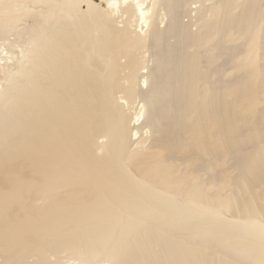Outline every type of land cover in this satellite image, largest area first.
<instances>
[{
    "label": "bare ground",
    "instance_id": "6f19581e",
    "mask_svg": "<svg viewBox=\"0 0 264 264\" xmlns=\"http://www.w3.org/2000/svg\"><path fill=\"white\" fill-rule=\"evenodd\" d=\"M51 1L59 6L45 8L46 14L49 10L55 13L46 30L42 20L40 23L28 11L36 8V0H0V67L12 83L8 90L16 88L17 79L27 80L22 122L35 141L26 155L2 167L0 264H15V257H19L18 264H36L43 252L33 250L28 236L31 225L20 227L19 222L7 218V209L19 206L24 222H31L26 204L34 186L41 188L42 199L73 185L101 190V196L81 203L76 210V220L100 223L99 230L91 234L112 224L118 227L131 213L147 214L143 217L176 220L173 224L188 229L196 238L206 236L204 264H243L237 255L255 262L257 255L264 257L260 253L264 249V140L257 142V132L239 135V150L233 152L237 162L228 166L237 175L229 183L223 165L233 163L224 162L220 154L208 153L210 137L206 134L209 126L222 134H234L245 118H216L211 108L206 118L198 113L190 117L199 105L193 97L201 90L206 91L205 99L212 107L228 112L223 99L232 97L214 93L227 90L229 94L249 85L239 87L240 82L231 80L224 84L202 71L201 42L217 7L221 9L218 22L242 34L245 26L254 24L253 1L239 5L238 0H91L95 12L91 17L82 11L86 0L74 1L81 6L77 11L63 0ZM29 18L34 24L28 23ZM11 26L16 31L9 29ZM260 33L257 29V38ZM260 68L257 60V70ZM233 77L239 79L240 75ZM33 84L39 87L36 94L30 91ZM223 125L228 129L222 130ZM191 126L206 135L200 145L192 144L191 150L209 154L200 157L202 162L194 167L195 184L175 189L172 195L160 186L162 178L154 176L147 184L148 178L138 169L149 161L146 156L159 149L157 165L167 168L159 156L184 144V132ZM235 140L232 138L231 144ZM214 160H221L220 165ZM200 166L206 173L212 171V176L204 179ZM211 182L213 190L206 191ZM145 230L128 226L122 234L142 235ZM35 231L44 234L49 226L42 224ZM147 240L151 249L135 252L145 264H161L164 255L165 264L167 260L182 261L197 245L189 242L188 251L173 254L164 239L152 244L148 234ZM213 245L222 253L211 252ZM129 249L119 242L112 250L99 245L91 254L84 246L81 255L93 260L81 258L67 264H122ZM230 252L232 260L223 256ZM96 256L105 261H94ZM189 264H195L194 260Z\"/></svg>",
    "mask_w": 264,
    "mask_h": 264
},
{
    "label": "rangeland",
    "instance_id": "374dc122",
    "mask_svg": "<svg viewBox=\"0 0 264 264\" xmlns=\"http://www.w3.org/2000/svg\"><path fill=\"white\" fill-rule=\"evenodd\" d=\"M69 3V6H73L74 9L85 11L87 16H95L94 10L90 8V1L86 0L81 6L79 3L74 4L75 0H63ZM247 0H238V4L241 5ZM255 5L254 18L252 26H245V31L242 34H238L234 27L228 26L225 23L221 25L218 22V16L221 9L219 7L214 9L215 19L209 26V30L204 29L202 37L201 58L204 64L201 66L202 71H207L208 75L213 78H218L224 84H228V81L234 83L240 82L239 87H243L249 82V85L244 90H231V93H226L227 90H221L215 92L214 95H226L232 97L231 100L223 99L227 101L226 107L230 109L228 112H220L217 108L212 107L210 102L205 99V90H201L193 97L196 104H199L197 110L192 112L190 117L197 114L201 118L208 117L209 108L215 114L216 118L219 117H243L245 118L243 123H239V127H236L234 134L225 133L220 129L208 127L209 140V154H220L223 156L224 162H230L231 164H224V173L227 182H231V177L236 176L237 173L229 170L228 166H235L237 162L236 152L240 147L239 135L243 136L247 131L252 132L254 135L258 133L259 140H264V89L260 85L262 79L264 83V0H250ZM11 4V3H10ZM16 5V4H14ZM54 8L59 4L52 2L51 0H44L41 2L36 0L35 9L31 8L28 11H32L34 16L38 17V20L45 26L46 30L50 29L51 20L55 19V13L50 11L45 13L46 7ZM19 8V7H18ZM17 8V9H18ZM71 7H69L70 9ZM61 13L63 8L60 9ZM237 12V11H236ZM66 20L68 14L64 12ZM26 19V18H25ZM25 19L23 21L25 22ZM28 23L34 24L33 19L29 18ZM80 22V20H77ZM49 24V26H48ZM17 25H20L17 23ZM22 28V26H19ZM68 28H70L68 26ZM9 29L16 31L15 26L9 27ZM257 29L261 31L259 38H257ZM14 35V32L10 34ZM120 34H117V38ZM49 42V41H48ZM223 45V46H222ZM233 51L236 56L233 57ZM259 51V52H258ZM259 54V57H258ZM257 60L261 65V68L257 70ZM11 71V70H10ZM8 71V72H10ZM7 71L0 67V186L3 185L4 180L2 176V167L5 163H12L16 157L24 156L34 146L33 134L29 131L28 127H25L22 122V114L24 113L25 105L27 104L28 91L24 85L27 84V80L24 78L17 79L16 88L8 90L7 87L12 86L9 80H6L5 75ZM233 75H240L239 79H235ZM39 90L38 85H31L30 91L34 94ZM230 91V90H229ZM221 93V94H219ZM250 97L254 99L248 102ZM203 98L205 99L202 102ZM191 121V120H190ZM188 124V123H187ZM207 129L206 127H202ZM190 130L184 132V138L186 142L180 146H175L177 150H173L171 153H165L159 156L161 163L166 165L167 168L163 169L157 165L155 157L159 149L150 152L146 157L150 158L148 162L140 165L138 169L143 171V175L148 178L146 183H152L154 176L162 178L160 186L166 191L167 194L172 195L177 190H182L186 186L194 185L197 176L194 173L195 166L202 162L200 157H207L199 151L191 150L193 145H200L201 140L205 139L206 135L200 133L201 128L194 126L189 127ZM200 133L197 135L196 130ZM224 127L222 130H227ZM235 138L234 144H231V139ZM189 144V145H187ZM96 148V147H95ZM109 165L114 164L107 161ZM218 165L221 160H214ZM97 167V166H96ZM30 168V166H29ZM132 168V167H131ZM204 166H200L198 171L201 173L204 179L208 176H212V171L206 173ZM107 172V171H106ZM168 172V174H167ZM108 174V172H107ZM166 179L168 184L166 183ZM214 183L208 184L206 191L213 190ZM160 188V192L162 190ZM172 190V191H171ZM230 194V192H229ZM228 194V196H229ZM101 196V190L95 188H85L79 185H73L60 190L48 193L44 199H42V193L40 187H31L28 195V202L26 207L30 210V221L24 222L22 217V209L19 206H11L7 209V218L12 221L19 222L20 227L24 224H29L32 227V231L28 233L33 245V250L43 249V252L38 256L36 264H67L68 261L79 262L81 258L87 261V256L81 255V250L84 246H87L91 254H95L96 248L101 245L109 250H112L119 242L126 243L129 249L125 253V260L122 264H130L136 261L137 264H145L135 254L136 251H147L151 247L148 244L147 235L152 244L158 239H164L163 241L169 247V250L173 254H180L181 252L188 251L190 249L189 242H196V251L190 252V254L182 261L167 260L166 264H189L190 261L195 264H204L205 251L207 248L206 236L199 235L197 238L189 233L188 229H183L179 224H173L176 220L170 218H144L147 214L135 215L131 213V218H124L118 227H114V224L105 227L96 234H91L93 231H98L96 220H89L81 222L76 220L78 214L77 209L80 208V204L90 201L92 202L95 197ZM53 201H55L53 203ZM156 212V209H154ZM144 216V217H143ZM141 222V223H140ZM42 224L49 226V231L44 234L38 233L36 230ZM136 230L137 228H146L142 235H138L131 231L122 234V231L126 227ZM41 234V235H40ZM86 235V238H85ZM157 238V239H156ZM212 235H209V239ZM30 245H26L28 248ZM211 252L220 254L222 250L216 245H213ZM53 254V258H49V254ZM264 254V249L260 252ZM2 254H0L1 256ZM169 256V255H167ZM225 258L232 260V254L226 253L223 255ZM166 255H164V258ZM170 257V256H169ZM19 257H15V264H18ZM164 258L161 264H165ZM237 259L243 262V264H264V257L257 255V262L252 259L237 255ZM94 261H105L103 257L96 256ZM111 263V262H110ZM9 264H12L9 263Z\"/></svg>",
    "mask_w": 264,
    "mask_h": 264
}]
</instances>
